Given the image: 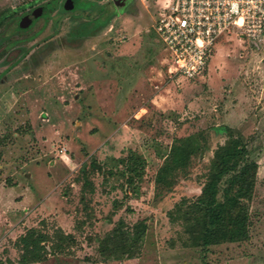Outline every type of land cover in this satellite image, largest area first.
<instances>
[{
  "label": "rangeland",
  "instance_id": "374dc122",
  "mask_svg": "<svg viewBox=\"0 0 264 264\" xmlns=\"http://www.w3.org/2000/svg\"><path fill=\"white\" fill-rule=\"evenodd\" d=\"M49 1L0 0V187L31 189L44 203L16 214L22 196L0 189V261L20 264L19 237L35 227L54 241L71 235L46 264H264V34L224 35L205 76L178 80L163 65L153 27L159 0H132L125 9L82 0L73 11L56 0L46 17L21 30L20 17ZM107 14V22L82 33V25ZM126 45L135 48L122 50ZM227 126L259 166L249 237L196 245L176 204L201 194ZM189 134H197L202 151L171 188L158 184L175 138ZM139 221L146 234L136 258L95 262L109 232L133 231Z\"/></svg>",
  "mask_w": 264,
  "mask_h": 264
},
{
  "label": "trees",
  "instance_id": "16d2710c",
  "mask_svg": "<svg viewBox=\"0 0 264 264\" xmlns=\"http://www.w3.org/2000/svg\"><path fill=\"white\" fill-rule=\"evenodd\" d=\"M109 18L107 14L99 21L88 24L90 26L88 33L96 26L107 22ZM2 20L1 16L0 24ZM225 128L229 131V138L214 151L211 168L201 194L196 199L183 197L176 204L180 210L184 208L187 216L186 233L196 245L239 242L249 237V203L253 197L259 166L256 161L250 160L249 148L245 141L235 136L231 127ZM202 149L197 134L176 137L157 173L156 182L171 188L176 182L177 172L187 170L193 157ZM124 158L117 157V160L123 162ZM225 177H229V180L223 189V200H220V185ZM145 234L146 225L143 221L136 223L133 231L125 230L121 226L114 228L100 241L98 252L101 259L95 262L136 258L137 253L134 249H141ZM64 235L62 234L58 241H54L35 227L28 229L17 242L22 249L20 264L45 262L50 254H60L64 249L63 241L71 237L70 234ZM46 242L50 245L47 246ZM8 261L12 263L10 259ZM0 264L6 263L0 261Z\"/></svg>",
  "mask_w": 264,
  "mask_h": 264
},
{
  "label": "built area",
  "instance_id": "2783aa9c",
  "mask_svg": "<svg viewBox=\"0 0 264 264\" xmlns=\"http://www.w3.org/2000/svg\"><path fill=\"white\" fill-rule=\"evenodd\" d=\"M153 27L164 45L171 77L205 76L218 42L235 32L264 34V0H159ZM65 147L58 151L66 152Z\"/></svg>",
  "mask_w": 264,
  "mask_h": 264
},
{
  "label": "crops",
  "instance_id": "0c3cea01",
  "mask_svg": "<svg viewBox=\"0 0 264 264\" xmlns=\"http://www.w3.org/2000/svg\"><path fill=\"white\" fill-rule=\"evenodd\" d=\"M96 29H98V28H96ZM135 47H134V45H126V46H123V48H122V50H132V49H134ZM220 49H222L221 48V46L219 45V47L217 48V51H219ZM221 51V50H220ZM216 56H215V58L216 57H218L219 56V54H218V52H216V54H215ZM151 68V69H150ZM151 70H152V67H149L146 71H145V73H149V72H151ZM144 73V74H145ZM141 74V73H140ZM184 93V92H183ZM182 93V94H183ZM28 175V177L30 178V179H33V171L31 172V171H29L28 173H27ZM0 185H2V182L0 181ZM0 189L1 190H4V191H6V192H8V196H10L11 197V199H15L17 196H22V198L21 199H19V201L18 202H16V205H19V207L17 208V210H14L13 212H15V211H17L16 212V214L17 213H20L22 210L20 209L21 207H22V205H28V203L29 204H31V203H33V205H41L42 207H44V203L43 202H39V200H38V202L36 203V200H35V198H36V194L34 193V192H32V190L31 189H29L28 191H27V189H21L20 188V190H15V188H14V186L13 187H7V188H5L4 186L2 187H0ZM2 199V198H1ZM31 199V200H30ZM3 200V199H2ZM43 201V200H42ZM45 202H46V200H45ZM32 228V227H31ZM28 230V229H27ZM13 246L14 247H16L14 244H13ZM14 248L12 247V248H10V253L12 252V251H14L13 250ZM56 256H61L60 254H57V255H49V258H48V260L50 261L51 259V257H53V258H55ZM9 258H11L12 260H13V258H12V253H11V255H9ZM47 260V261H48ZM47 261H45V262H37V263H27V264H46V262ZM129 261V260H128ZM131 261V260H130ZM100 263H102V262H100ZM22 264V263H21Z\"/></svg>",
  "mask_w": 264,
  "mask_h": 264
},
{
  "label": "flooded vegetation",
  "instance_id": "af4514ba",
  "mask_svg": "<svg viewBox=\"0 0 264 264\" xmlns=\"http://www.w3.org/2000/svg\"><path fill=\"white\" fill-rule=\"evenodd\" d=\"M56 0H51V1H49V2H47V3H45L44 5H39V6H36V7H34L31 11H29V12H27V13H25V14H23L21 17H20V19H19V21H18V25L20 26V21H21V19L24 17V16H26V15H28V14H32L37 8H40V7H46V11L43 13V14H40V15H38L35 19H34V21L32 22V24L28 27V28H21L20 27V29L21 30H23V31H27V29H30V28H32L36 23H37V21L39 20V19H41V18H43V17H46L51 11H52V4H53V2H55ZM71 1V3H70V7L67 5V3L68 2H70ZM79 1H82V0H65L64 1V3H63V8L64 9H69L70 11H73L74 9H77V8H74L73 6L74 5H76ZM132 0H110V1H108V4H113V5H115V7H121V8H123V9H125L126 7H128L129 5H130V2H131ZM90 7H95V8H98V9H103L104 8V6H101V7H98L97 6V4L95 3V2H89V6H88V8H90ZM50 9H51V11H50ZM50 11V12H49ZM44 15H46V16H44ZM103 17H98V18H95V19H93V20H90V21H88V23H85L84 25H82L81 26V29L83 28V31H82V33L83 34H88V29H89V27L90 26H88V24H90V23H94V22H97V21H99L100 19H102ZM103 24V23H102ZM101 24V25H102ZM101 25H99L98 27H100ZM85 28V29H84Z\"/></svg>",
  "mask_w": 264,
  "mask_h": 264
},
{
  "label": "water",
  "instance_id": "95a60500",
  "mask_svg": "<svg viewBox=\"0 0 264 264\" xmlns=\"http://www.w3.org/2000/svg\"><path fill=\"white\" fill-rule=\"evenodd\" d=\"M70 2L67 3V5L70 7ZM46 11V7H40L37 8L32 14H28L26 16H24L21 21H20V27L21 28H28L32 22L34 21V19L40 15L43 14Z\"/></svg>",
  "mask_w": 264,
  "mask_h": 264
}]
</instances>
